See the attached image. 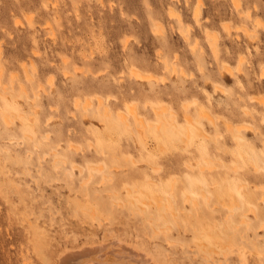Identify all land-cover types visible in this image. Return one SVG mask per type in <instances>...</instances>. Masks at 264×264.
<instances>
[{
  "label": "rangeland",
  "instance_id": "374dc122",
  "mask_svg": "<svg viewBox=\"0 0 264 264\" xmlns=\"http://www.w3.org/2000/svg\"><path fill=\"white\" fill-rule=\"evenodd\" d=\"M237 2L0 0V264H45L40 256L118 237L161 244L172 264H264V199L232 202L240 216L229 217L215 184L227 171L234 197L264 187L249 161L264 167V0ZM147 175L160 182L153 194ZM187 175L209 195L210 210L195 198L202 219L184 200Z\"/></svg>",
  "mask_w": 264,
  "mask_h": 264
},
{
  "label": "bare ground",
  "instance_id": "6f19581e",
  "mask_svg": "<svg viewBox=\"0 0 264 264\" xmlns=\"http://www.w3.org/2000/svg\"><path fill=\"white\" fill-rule=\"evenodd\" d=\"M232 3L234 4V7L235 8H238V6H239V4H238V2H237V0H232ZM199 10V9H198ZM198 10H197V12H198ZM197 12L195 11V14L197 15ZM199 13V12H198ZM195 15V16H196ZM198 16V15H197ZM196 16V17H197ZM48 25V24H47ZM46 26V25H45ZM49 26V25H48ZM214 45H215V40L213 41V48H214ZM223 69L225 70V72L226 71H228V73H229V71L231 72V70H232V68H230V67H228V66H223ZM236 69H238L239 70V67H237ZM235 69V70H236ZM237 70V71H238ZM133 72V73H132ZM264 72V70L263 71H261V74ZM131 73L132 74H134V77L135 78H139V79H148V77H145V76H143L142 74H140V72L139 71H135V70H132L131 71ZM232 76H234V74H232V73H230ZM229 74V75H230ZM264 75V74H263ZM147 76V75H146ZM260 77H262V75H260ZM149 78H150V76H149ZM263 78V77H262ZM85 103V106L87 105V104H89V102L87 101H85L84 102ZM99 103H101V99H99ZM77 104V103H76ZM84 106V107H85ZM86 108V107H85ZM185 108H187V106L185 105ZM152 110H153V112L156 114V116L159 118V124H158V127L159 126H162L163 124H164V119L162 118V108H160V107H152ZM106 113H108L107 111H105ZM10 117H12V116H10ZM6 118V117H5ZM140 121V123H142V120H139ZM263 121H264V118H263ZM185 122H187L188 123V125L190 126L191 125V122H190V118L189 117H186V120H185ZM6 123V122H5ZM187 123H185V124H187ZM193 123V122H192ZM185 124H184V130H183V134H185V136L187 137L186 139L188 140L187 141V144L186 145H188V143H189V135H190V133H191V128H187V129H185ZM195 125V124H194ZM197 126V125H196ZM195 126V127H196ZM191 127V126H190ZM197 127H199V125L197 126ZM225 127L228 129V130H230V132H232L233 131V129L231 128L232 126H230V124H229V122H225ZM202 130V129H201ZM199 133H200V129H199ZM158 134H160V131H159V133ZM182 134V135H183ZM201 134H202V132H201ZM201 134H199V135H201ZM181 139V138H180ZM186 139H184L185 141H186ZM233 139L237 142V143H242V142H244L245 140H244V138H243V136L241 135V134H239L238 132H235V133H233ZM183 140V141H184ZM182 141V142H183ZM184 144H185V142H184ZM75 152V151H74ZM250 159H249V161L251 162V164L253 165V169L255 170L256 169V172L258 171V169L257 168H259V169H263L264 170V167L263 168H260V166H258L257 164H256V159H255V156H254V154H250V157H249ZM208 165H207V170L208 171H205V172H203V173H201L200 175H202V181H204V183H205V185H211V184H209L210 182H208V183H206V178H208V177H204L205 176V174L207 173V172H209V173H211V172H213V170H215L213 167H215V166H213V165H211V163L210 162H208L207 163ZM77 165V164H76ZM57 166H60V165H57ZM56 167V166H55ZM87 167H88V169L91 171V169L92 170H95L96 172L98 171L99 172V170L101 171V168H98V167H93V166H91V164H88L87 165ZM188 167H192V166H190V165H188ZM61 168V167H60ZM76 168V167H75ZM55 169V168H54ZM87 170V169H86ZM202 170V169H201ZM79 171V170H78ZM89 171V172H90ZM234 171V170H233ZM232 171V172H233ZM237 171V168H236V170L234 171V172H236ZM88 172V171H87ZM227 172V171H226ZM225 172V173H226ZM231 172V173H232ZM234 172H233V174H234ZM225 173H223L222 175L225 177ZM237 173V172H236ZM90 174V173H89ZM221 173H218V175H220ZM227 174V173H226ZM239 174V178H240V175H241V173H237L236 175H238ZM91 175V174H90ZM199 175V174H198ZM207 175V174H206ZM208 175H211V174H208ZM207 175V176H208ZM218 175H217V177H216V179L218 178ZM92 176V175H91ZM106 176V175H105ZM104 176V177H105ZM221 176V175H220ZM219 176V177H220ZM227 176V175H226ZM228 176H231V174L229 175V172H228ZM227 176V177H228ZM232 176H234V175H232ZM153 177V176H152ZM150 175H147V177L145 178V183H144V185H143V187L144 188H146V189H148V194H149V191L153 194L154 192H152L154 189H156V188H158L159 186H160V182L159 181H157V180H154L155 178H152ZM222 177L223 179H224V181L226 182V180L225 179H229L230 177ZM221 178V179H222ZM233 178V177H232ZM232 178H231V180H232ZM239 178H238V180H239ZM206 179V180H205ZM215 179V176L213 177V179H211V182L213 181ZM235 179V177L233 178V180ZM102 181H105V179H103V177H102V179H101ZM108 180V179H107ZM184 180H185V182L186 183H188L191 187H192V189H191V192H190V194H191V196L189 197H187V196H185V197H187L186 199H184L185 200V202L186 201H188L187 203H190V205H191V207L194 209V214L195 215H193V216H197L198 215V213H199V208L200 207H197V205H199V203L197 202V200H198V198L197 199H195L196 197H200L199 199H201V201H202V203H203V205H205L206 207L208 206L207 204H206V200L205 199H207V196H209L208 194L206 195L203 191H202V189H203V185H201V183H198V180H196L192 175H187V176H185V178H184ZM183 180V181H184ZM57 181V180H56ZM216 181V180H215ZM235 181V180H234ZM234 181H232V182H234ZM171 182H172V180H171ZM225 182H221V180H217L216 181V183L215 184H217V185H219V187H218V189H219V191H220V194L217 196V200H218V202H219V206H220V208H222V209H224L225 210V212H227V214L228 215H230L229 217H232V214H234V216L235 215H237L236 213H235V211H233L232 210V214H231V212L229 211L230 209H237V207L238 206H227V205H231L232 204V202H239L240 204L242 203V202H244L245 204H248V202H249V205H250V201H253V203L251 202V205H253L254 203H255V199H256V197H258V198H260V200L262 201L263 199H264V187L263 186H261V188H259L258 186H257V188H255L254 190H252V188H250L249 186H248V184H247V182L246 181H244V182H246L245 184L243 183V184H241V185H243L242 187H244V185H247L248 187H245V188H243V190L242 189H240V188H238L237 186V189L235 190V188H234V190L236 191V194H238V196L237 197H234V196H232L233 194H231V189H232V191H233V188L232 187H234L235 185L234 184H236V183H231L230 182V180H229V182L232 184H230V185H225L224 183ZM173 183V182H172ZM218 183H220V184H218ZM174 184V183H173ZM214 184V185H215ZM169 185H170V183H169ZM213 185V184H212ZM228 186H230V187H228ZM174 188H175V186H173ZM172 187V188H173ZM216 187V186H215ZM240 187V186H239ZM205 188V187H204ZM211 188V187H210ZM213 188V187H212ZM259 188V189H258ZM141 189V188H140ZM190 189V188H189ZM206 189V188H205ZM205 189H203V190H205ZM258 189V190H257ZM142 190V189H141ZM158 191V190H157ZM171 191V190H170ZM173 191V190H172ZM234 191V192H235ZM131 191L128 189L127 190V193L129 194ZM205 192H206V190H205ZM245 192V194H246V199H244V197L242 196V193H244ZM157 193V192H156ZM155 193V194H156ZM207 193V192H206ZM152 194H150V195H152ZM161 194V193H160ZM163 194V193H162ZM187 194V193H186ZM189 194V195H190ZM170 195V194H169ZM154 196V195H153ZM152 196V197H153ZM168 196V195H167ZM165 199H164V203H166V200H168V199H166V197H164ZM168 198V197H167ZM172 198V197H171ZM170 198V199H171ZM183 200V201H184ZM30 201V200H29ZM172 201H173V199H172ZM208 201H209V197H208ZM247 201V202H246ZM162 202V201H161ZM168 202V201H167ZM170 202H171V200H170ZM170 202H168V203H166V205L168 206V209L172 206V204L170 203ZM217 202V201H216ZM215 202V203H216ZM163 203V204H164ZM208 203V202H207ZM214 203V204H215ZM244 203H242V204H244ZM162 203H160V204H158L157 206H156V208H157V210H158V212L160 213L161 211L163 212L164 210H166V205H163ZM209 204V203H208ZM211 204V203H210ZM242 204L241 205H239V206H242ZM256 204V203H255ZM254 204V205H255ZM174 205V204H173ZM233 205V204H232ZM237 205H238V203H237ZM229 207V208H228ZM173 208H174V210H175V206H173ZM209 210H210V206H208L207 207ZM167 209V211H169ZM171 209H172V207H171ZM177 209V208H176ZM239 209H241V207L239 208ZM239 209H238V211H239ZM173 210V209H172ZM172 210H170L168 213H172L171 211ZM173 210V211H174ZM253 210H255V209H253ZM167 211H166V213H167ZM237 211V210H236ZM256 211V210H255ZM157 213V212H156ZM174 213V212H173ZM178 213V212H177ZM177 213H174V214H177ZM203 214H201V216H200V214H199V217L201 218V217H206V215H204V212H202ZM158 214V213H157ZM161 214H163V213H161ZM174 214H172L173 216H174ZM239 214V213H238ZM166 215V214H165ZM178 215V214H177ZM177 215H175V216H177ZM202 215H204V216H202ZM210 216H212V214H209ZM241 215H244V214H241ZM158 216H160V214L158 215ZM168 216V215H167ZM171 216V215H170ZM169 216V217H170ZM173 216H171L170 218L172 219V220H175V219H173ZM191 216H192V214H191ZM209 216V217H210ZM223 216V215H222ZM225 216V215H224ZM240 215H237L236 217H239ZM162 217V216H161ZM169 217H167L168 219H169ZM199 217H196L197 219H199ZM226 217V216H225ZM246 217V215H244L243 216V218L244 219H246L245 218ZM153 219V217H151L150 216V219ZM155 218V217H154ZM156 218H158V217H156ZM155 218V219H156ZM211 218V217H210ZM221 218H223V217H221ZM161 219H163V218H161ZM168 219H166V220H168ZM177 219V218H176ZM202 219V218H201ZM205 219V218H204ZM214 219H215V217L214 218H212V220L214 221ZM241 219V218H240ZM239 219V220H240ZM170 220V219H169ZM172 220H171V222L169 223L170 225H171V223H172V225H173V222L175 223V221H173L172 222ZM211 220V219H210ZM209 220V222H213V221H210ZM221 220V219H220ZM219 219H218V221H220ZM241 220H243V219H241ZM177 221V220H176ZM199 221V220H198ZM202 221V220H201ZM216 221V220H215ZM214 221V222H215ZM217 221V222H218ZM244 221V220H243ZM247 221V220H246ZM204 222V221H203ZM223 222H225V220L223 219ZM226 222H228V220L226 221ZM231 222V221H230ZM245 222V221H244ZM166 223V222H165ZM168 223V222H167ZM199 223H201V222H198V224ZM177 224V223H176ZM176 224H174L175 226H177ZM180 224H182V225H180L181 227L184 225L185 226V224L184 223H180ZM207 224V222L205 223V225ZM208 224H210V223H208ZM214 224V223H213ZM215 224H216V222H215ZM228 224V223H227ZM169 225V226H170ZM172 225L170 226V227H172ZM218 225V224H217ZM209 226V228L208 229H211V226L210 225H206L204 228L205 229H207L206 227H208ZM178 227V226H177ZM176 227V228H177ZM200 227H201V224H200ZM199 227V228H200ZM220 228H221V226H219ZM218 227V228H219ZM233 227H236V226H233ZM164 228V227H163ZM166 228H167V225H166ZM166 228H164V229H166ZM169 228V227H168ZM214 228V226L212 227V229ZM217 228V229H218ZM263 228V227H262ZM172 229V228H171ZM183 229H184V227H183ZM168 230V229H167ZM169 230H170V228H169ZM168 230V231H169ZM201 230H203L202 228L199 230V231H201ZM219 230H221V229H219ZM223 230V229H222ZM221 230V232H223ZM236 230V229H235ZM258 230V229H257ZM164 231V230H163ZM162 231V232H163ZM168 231H166V233H165V235L168 233ZM195 231H198V230H195ZM207 232H209V230H206ZM35 231H33V233H34ZM202 232H204V231H202ZM212 232H214V231H212ZM212 232H211V235H213L212 234ZM219 232V231H218ZM231 233V232H230ZM38 234V233H37ZM67 234H69V233H67ZM67 234H65L64 235V237L67 235ZM154 235H155V233H153ZM152 234V235H153ZM198 233L196 232V235H197ZM200 234H201V232L199 233V236H200ZM205 234H206V232H205ZM216 234H217V232H216ZM216 234H214V235H216ZM222 234V233H221ZM229 234V233H228ZM234 234V233H233ZM35 235V234H34ZM130 235V234H129ZM132 235V234H131ZM151 235V236H152ZM154 235L152 236V237H154ZM162 235H163V233H162ZM167 235H169V233L167 234ZM166 235V236H167ZM207 235V234H206ZM206 235H204L203 233H202V236H206ZM218 235V234H217ZM220 235V234H219ZM240 235V234H239ZM39 236V235H38ZM141 236V235H140ZM139 236V237H140ZM143 236V235H142ZM150 236V235H149ZM148 236V237H149ZM151 236H150V238H151ZM164 236V235H163ZM162 236V239L164 238L165 240L164 241H166V237H163ZM198 236V235H197ZM196 236V239L198 238ZM210 236V235H209ZM209 236H207L206 238H209ZM223 236V235H222ZM246 236V235H245ZM67 237V236H66ZM73 237H75V236H73ZM136 237H138L137 235H136ZM139 237H138V239H139ZM145 237H146V235H145ZM147 237V238H148ZM213 237V236H212ZM230 237V236H229ZM242 237V236H241ZM68 238H71V240L72 239H74V238H72V235L71 236H69ZM141 238H143L144 239V237H140V241L142 242V240H141ZM168 238V237H167ZM204 239H205V237H203ZM210 238H211V236H210ZM209 238V239H210ZM217 238V237H216ZM245 238H247V237H245ZM137 238H136V240H138ZM155 239H157V238H155ZM161 239V238H160ZM240 239V238H239ZM69 240V239H68ZM67 240V241H68ZM77 240V239H76ZM112 240V242H109L110 240H102V241H100V242H90L91 244H89V243H87V242H85V243H87V244H83L82 246H78L77 248L76 247H72V249H70L69 247V249L68 250H66V249H64L61 253L59 252V255H58V259H57V261L55 260H52V261H54V262H52V261H49V260H46L45 258H44V256H40V258L42 259V261L45 263V264H172L173 262H175L174 260V258L172 257V256H168V253L166 252V250L164 249V248H162L160 245L161 244H157V243H155V244H153L154 242H151V240L148 242V240L146 241V238H145V241H143V242H145V243H143L144 244V246H142V247H140L139 245H138V243L136 244L135 242V244L137 245H135L133 242H130V243H128V242H124V241H122L119 237L118 238H113V239H111ZM169 240H170V237H169ZM207 240V239H206ZM243 240H244V238H243ZM246 240V239H245ZM35 241V240H34ZM65 241H66V238H65ZM73 241V240H72ZM139 241V243L141 244V242ZM153 241V240H152ZM168 241V240H167ZM166 241V242H167ZM196 241V240H195ZM221 241V240H220ZM219 241V242H220ZM231 241V240H230ZM229 241V242H230ZM71 242V241H70ZM138 242V241H137ZM162 242H163V240H162ZM172 242V241H171ZM171 242H169L170 244H171ZM200 242V241H199ZM206 242V241H205ZM225 242V241H224ZM234 242H235V240H234ZM253 242V241H252ZM133 243V244H132ZM168 243V242H167ZM168 243V244H169ZM197 244H198V242H196ZM209 243V242H208ZM254 243H255V241H254ZM253 243V244H254ZM34 244V243H33ZM32 244V245H33ZM64 244V243H63ZM166 244V243H165ZM169 244V245H170ZM174 244V243H173ZM203 244V243H202ZM239 244V243H238ZM37 246V253L38 254H41V252H43L42 251V249H41V247L43 246L41 243H39L38 242V240L36 239V241H35V244L33 245L34 247H35V249H36V246ZM168 245V246H169ZM200 245H201V243H200ZM204 245V244H203ZM210 245H212V243L210 244ZM243 245V244H242ZM167 246V245H166ZM171 246V245H170ZM213 246V245H212ZM215 246V245H214ZM226 246V245H225ZM244 246V245H243ZM253 246V245H252ZM65 248H67V246H64ZM201 247H202V245H201ZM200 247V248H201ZM237 247H238V245H237ZM253 247H255V246H253ZM33 248V247H32ZM203 248V247H202ZM208 248V247H207ZM206 248V249H207ZM214 248V247H213ZM218 248V247H217ZM229 248V247H228ZM232 248V247H231ZM230 248V249H231ZM34 249V248H33ZM34 249V250H35ZM249 249H251V248H249ZM253 249V248H252ZM256 249V248H255ZM263 249H264V247H263ZM209 250H211V249H209ZM208 249H207V252L209 251ZM224 250V249H223ZM246 250V249H245ZM257 250V249H256ZM259 250V252H261L260 251V249H258ZM205 251V250H204ZM232 251V250H231ZM253 251V250H252ZM255 251V250H254ZM58 252V251H57ZM206 252V251H205ZM206 252V253H207ZM229 252V251H228ZM240 252V251H239ZM246 252V251H245ZM249 252V251H248ZM173 253V252H172ZM206 253H204V255L206 254ZM210 253V252H209ZM209 253H207L206 255L208 256V254ZM219 253V252H218ZM237 253V252H236ZM247 253V252H246ZM254 253V252H253ZM174 254V253H173ZM232 254V253H231ZM203 255V256H204ZM206 255L204 256V257H206ZM211 255V254H210ZM216 255V254H215ZM240 255V254H239ZM244 256H245V254H243ZM242 255V256H243ZM179 256V255H178ZM181 256H183V255H181ZM188 256V255H187ZM194 256V255H193ZM172 257V258H171ZM211 256H209V258H210ZM221 257H223V256H221ZM188 258V257H187ZM193 258V257H192ZM201 258V257H200ZM212 258V257H211ZM243 258H245V257H243ZM189 259V258H188ZM194 259V258H193ZM197 259V258H196ZM206 259V258H205ZM191 260V259H190ZM195 260V259H194ZM201 260V259H200ZM203 260V259H202ZM205 260H203V262H204ZM227 261V260H226ZM178 261H176V263L175 264H178L177 263ZM188 262H189V260H188ZM197 262V261H196ZM198 262H199V260H198ZM209 263H210V261H208ZM207 262V263H208ZM212 262V261H211ZM243 262V261H242ZM180 264H182L181 262H179ZM205 263H206V261H205ZM206 263V264H207ZM216 263V262H215ZM183 264H185V263H183ZM187 264V263H186ZM189 264V263H188ZM199 264V263H198ZM212 264V263H211Z\"/></svg>",
  "mask_w": 264,
  "mask_h": 264
}]
</instances>
